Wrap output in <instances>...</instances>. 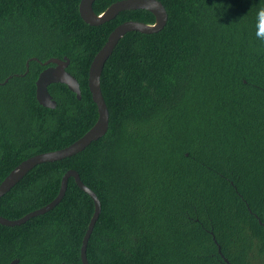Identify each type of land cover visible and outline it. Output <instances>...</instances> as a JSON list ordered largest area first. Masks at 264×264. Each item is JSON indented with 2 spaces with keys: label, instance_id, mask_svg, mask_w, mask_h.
<instances>
[{
  "label": "trees",
  "instance_id": "obj_1",
  "mask_svg": "<svg viewBox=\"0 0 264 264\" xmlns=\"http://www.w3.org/2000/svg\"><path fill=\"white\" fill-rule=\"evenodd\" d=\"M120 0H96L103 13ZM166 28L129 33L106 63L107 135L82 153L31 171L0 199L22 218L51 203L69 170L99 197L90 264H264V0H159ZM81 0H0V184L19 164L80 139L98 120L89 69L114 29L155 23L145 10L92 27ZM68 57L82 99L53 84L56 109L36 82L51 58ZM48 117L50 133L39 134ZM94 202L73 178L60 205L19 227L0 225V264H82ZM262 222L263 224H261Z\"/></svg>",
  "mask_w": 264,
  "mask_h": 264
},
{
  "label": "water",
  "instance_id": "obj_2",
  "mask_svg": "<svg viewBox=\"0 0 264 264\" xmlns=\"http://www.w3.org/2000/svg\"><path fill=\"white\" fill-rule=\"evenodd\" d=\"M95 1L96 0H81L79 5V12L82 20L92 27H99L109 23L123 12L138 10H145L152 13L156 19L155 23L147 24L138 21H127L114 29L109 35L106 44L95 56L89 69V89L92 94L93 102L98 109V120L95 125L80 139L68 147L34 155L19 164L0 184V199L10 193L36 167L74 157L107 135L110 128V112L101 87V78L106 63L112 57L116 48L127 34L133 32L145 35L158 34L162 32L168 24L169 15L167 9L159 0H120L113 3L101 14H97L94 11ZM31 61L40 62L37 58L30 59L27 62L28 70ZM70 62V59L67 57L64 60L52 58L45 63L40 62L42 65L48 66L41 72L36 82V97L41 106L52 110L57 108V101L49 91V87L53 84L66 85L71 92L76 94L78 100L82 99L80 83L77 78L67 70ZM11 79L12 76L6 79L3 83H0V86L6 85ZM71 178L75 180L77 186L83 192L91 197L95 206L94 214L90 220L81 247L82 264H90L87 251L90 239L102 213V204L97 194L82 181L80 174L75 170H69L65 173L61 181L59 194L51 203L16 220H10L0 216V225L11 228L19 227L28 223L32 219L51 212L64 200ZM219 253L226 264H232L223 255L221 246H219ZM19 262L20 261L16 259L11 262V264H19Z\"/></svg>",
  "mask_w": 264,
  "mask_h": 264
},
{
  "label": "clouds",
  "instance_id": "obj_3",
  "mask_svg": "<svg viewBox=\"0 0 264 264\" xmlns=\"http://www.w3.org/2000/svg\"><path fill=\"white\" fill-rule=\"evenodd\" d=\"M257 17V31L255 33L256 39L264 42V7H259L256 13Z\"/></svg>",
  "mask_w": 264,
  "mask_h": 264
},
{
  "label": "rangeland",
  "instance_id": "obj_4",
  "mask_svg": "<svg viewBox=\"0 0 264 264\" xmlns=\"http://www.w3.org/2000/svg\"><path fill=\"white\" fill-rule=\"evenodd\" d=\"M54 118L53 117H48V119H47V124L46 125H44V127H42L41 128V130H40V132H39V134H46L47 132L48 133H50L52 130H53V128H54Z\"/></svg>",
  "mask_w": 264,
  "mask_h": 264
},
{
  "label": "flooded vegetation",
  "instance_id": "obj_5",
  "mask_svg": "<svg viewBox=\"0 0 264 264\" xmlns=\"http://www.w3.org/2000/svg\"><path fill=\"white\" fill-rule=\"evenodd\" d=\"M65 58H66V57H64V58L61 59V60H64ZM67 58H68V57H67ZM32 59H33V58H32ZM37 59H38V58H37ZM51 59H52V58H51ZM58 59H60V58H58ZM29 60H30V59H29ZM29 60H28V61H29ZM38 60H39V59H38ZM49 60H50V59H49ZM39 61H40V60H39ZM47 61H48V60H47ZM47 61H46V62H47ZM70 61H71V60H70ZM31 62H32V61H31ZM36 62H37V61H36ZM40 62H41V61H40ZM40 62H38V63H40ZM41 63H45V62H41ZM41 63H40V64H41ZM70 63H71V62H70ZM41 65H42V64H41ZM42 66H44V65H42ZM69 66H70V65H69ZM26 67H27V63H26ZM44 67H45V68H44V70H45L48 66H44ZM29 69H30V66H29ZM44 70H43V71H44ZM67 70H68V69H67ZM27 71H28V72H26L24 75H15V76H16V77H19V76L24 77L25 75H27V74L29 73V70H28V69H27ZM40 74H41V73H40ZM10 77H11V76H10ZM13 77H14V76H12V78H13ZM8 83H9V82H8ZM8 83H7V84H8ZM51 95H52V94H51ZM52 96H53V95H52ZM53 98H54V97H53ZM57 104H58V103H57ZM260 223L263 224L262 222H260Z\"/></svg>",
  "mask_w": 264,
  "mask_h": 264
}]
</instances>
